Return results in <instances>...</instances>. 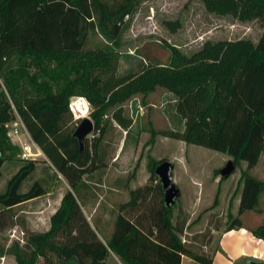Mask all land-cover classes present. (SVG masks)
Listing matches in <instances>:
<instances>
[{
	"label": "trees",
	"instance_id": "16d2710c",
	"mask_svg": "<svg viewBox=\"0 0 264 264\" xmlns=\"http://www.w3.org/2000/svg\"><path fill=\"white\" fill-rule=\"evenodd\" d=\"M143 1L146 0H0V175L5 160L20 150L7 136V124L18 113L33 141L71 187L50 215L47 230L25 228L21 238L8 242L3 234L17 224L13 208L48 193L38 180L28 190H21L38 163V159L22 157L21 166L0 192V257L13 255L16 264H105L112 249L125 264H158L160 260L180 264L183 254L200 264H212L210 253L197 251L182 240L187 219L172 220L176 201L171 206L165 204L164 189L156 174L158 164L167 159H156L151 154L148 167L154 185L130 191L131 205L138 204V200L144 202L151 189L158 194L159 206L153 207L147 217L143 216L149 220L148 226L140 219L130 220L121 214L109 240L103 241L98 236L81 209L78 190L84 183L83 175L92 171L95 164H104V150L98 148L99 139H95L96 154L80 147L70 151L54 131L58 117L70 111L74 96H82L90 103L94 131L104 135L109 109L119 108L136 95L144 98L158 87L164 88L174 97V107L185 121V131H158L150 127L149 143L160 133L186 139L185 132L192 130L215 102L216 94L205 92L209 85H214L229 102L208 133V144L230 155L236 167L247 161V168L241 173L239 213L257 208L264 182L253 176L250 168L264 153V30L257 42L242 38L206 42L190 55L168 48L166 61L140 54L141 60L135 67L113 73L128 21ZM201 1L211 13L231 15L240 21L259 18L264 25V0ZM93 33L102 42L88 47ZM13 57L18 59L17 68L9 65ZM49 59L56 63L50 72L45 67ZM33 66L36 69L32 70ZM59 79L62 85L56 89L53 84ZM25 82L37 99L29 101V96L22 93ZM138 164L139 161L133 177ZM220 171L221 168L215 169L214 175L222 180L227 178ZM217 204L218 196L209 208ZM227 218L228 228L243 225L239 215L234 216L231 211ZM250 229L264 239V222ZM137 243L144 248L152 247L158 262L134 256L131 248Z\"/></svg>",
	"mask_w": 264,
	"mask_h": 264
},
{
	"label": "rangeland",
	"instance_id": "374dc122",
	"mask_svg": "<svg viewBox=\"0 0 264 264\" xmlns=\"http://www.w3.org/2000/svg\"><path fill=\"white\" fill-rule=\"evenodd\" d=\"M128 23L122 38L123 44L115 56L113 73H122L135 67L141 60L140 54L146 56L147 53L150 57L157 56L160 61H166L169 54L168 48H177L190 55L206 42L240 38L253 42L258 41L264 30V25L259 18L252 21H240L231 15H217L209 12L201 0H146L140 4L136 14L129 19ZM101 42L102 38L93 33L89 38L88 47H95ZM9 65L12 68H17L19 66L17 57L11 58ZM55 65V61L50 59L45 63L48 72L52 71ZM31 69L36 68L33 66ZM61 85L62 81L59 79L53 84V87L57 89ZM209 86L205 92L210 95L216 94V100L198 120L197 125L192 130L185 132L186 139L160 133L155 135L149 143L147 142L151 137L150 127L158 129V131H185L180 117L175 116L173 112L174 97L164 88L158 87L148 94L146 99L139 94L124 102L119 108L109 109L107 114L109 122L106 124L104 135L93 131L86 137L83 146V149L94 150L96 154L98 151L96 152L97 147H95L94 141L99 139L100 146L98 148L103 149L105 153L104 164H95L92 169L93 177L99 175V169L110 165L125 171L122 177L126 179L139 161L137 173L131 181L136 188L139 187V183L145 180L147 183L151 182L148 167L149 154L156 159L170 160L174 164V177L178 174L182 177L181 182L178 183L183 188V195L179 196L174 204L173 221L179 217L181 221L187 219L191 213L187 202L189 200L187 187L189 183L193 182L192 178L197 176L204 182V196L202 200L199 198V202H201L193 220H188L186 223L193 227L192 231L201 229V232L188 234L185 232L188 227L186 225L181 237L182 240L185 237L184 241L192 245L193 249L208 254L217 247L220 230L228 226L227 214L231 209L227 202H223L220 207H214L215 209L208 215L207 221L197 223L199 218L203 219L201 216H205L206 212L211 209L209 207L218 194V184L212 182L215 169L224 167L229 160L222 159L223 153L212 149L208 144V133L210 134L222 110L227 105L226 95L219 90L216 91L214 85ZM22 93L29 96V101L37 99L26 82ZM78 98L82 99L81 101L85 105L87 104V115H81L80 112L73 109L72 101ZM9 102L16 110L15 103L11 98H9ZM92 109L90 103L83 97L76 96L71 100L70 111L58 117L54 131L70 151L75 152L80 147L77 137L74 136V131L84 117L93 120ZM9 124L8 127L11 129ZM7 136L9 141L13 145H17L20 150L18 154H13L11 158L6 159L3 164L0 175V192L6 189L8 180L22 164L20 139H12L11 136ZM21 140L30 143L28 135L21 134ZM181 159L190 161L188 169L182 164ZM95 163H97V155ZM56 171L45 153L39 156L35 171L24 181L21 190H28L38 180L45 185L48 193L13 208V219L17 224L5 230L3 237L7 238L8 242L11 239L21 238L22 230L25 228L43 231L50 225L49 218L58 207L59 197L70 188L65 177ZM232 179L228 178L227 181H224L221 190L224 185L228 188ZM174 182L178 185L175 180ZM212 227L219 231L211 233ZM14 229L16 230L15 235H13ZM0 264H16V260L13 255L7 254L0 257Z\"/></svg>",
	"mask_w": 264,
	"mask_h": 264
},
{
	"label": "crops",
	"instance_id": "0c3cea01",
	"mask_svg": "<svg viewBox=\"0 0 264 264\" xmlns=\"http://www.w3.org/2000/svg\"><path fill=\"white\" fill-rule=\"evenodd\" d=\"M257 42V41H255ZM201 89V88H200ZM202 90V89H201ZM76 97V96H74ZM72 97V99L74 98ZM82 97V96H80ZM148 96L144 97L146 99ZM84 98V97H83ZM71 99V100H72ZM85 99V98H84ZM86 100V99H85ZM87 101V100H86ZM229 102V99H226ZM88 102V101H87ZM89 103V102H88ZM174 115L178 116L175 110L173 109ZM181 119V118H180ZM183 126L185 127V121L181 119ZM29 138V137H28ZM30 143L31 139L29 138ZM22 140L20 139V142ZM24 142V141H22ZM28 142V141H26ZM29 143V142H28ZM221 152V151H219ZM223 153L224 157L222 159H231V156L227 153ZM182 160V159H181ZM182 164L188 169L190 161L182 160ZM247 161H241L240 166L236 167L235 171L232 172L227 178L221 179L220 176H215L213 179L214 184H218V204L215 208L220 207L223 202H227V205L231 207L230 211L234 216L239 215L242 220V226H236L233 228H228L226 226L219 232L218 237V245L217 247L210 252L212 257V264H264V239L257 237L251 231L250 227L261 224L264 220V190L262 191L259 203L257 208L244 210L239 213V206L241 201V193L243 188V183L241 180L242 169L247 168ZM174 170V169H173ZM95 171V170H94ZM99 175L94 176L93 171L86 172L83 175L84 183L78 190V201L80 203L81 209L88 221L92 225V227L97 232L98 236L103 240H109L114 230L117 227V223L119 222V216L122 214L130 220L140 219L142 222L148 226V219L146 215L150 213L151 209L155 206H159L158 194L154 192L153 189L146 193V199L144 202L138 200V204L131 205V194L130 191L133 189H137L132 183V179L135 176H131L132 173L124 179L122 177L125 171H122L120 168L116 166H108L102 169H99ZM250 173L264 182V153L259 157L258 162L250 168ZM173 172V181L175 180L177 183L181 182V175L174 177ZM233 176V177H232ZM108 177V181H107ZM228 178H233L231 183H229V187L226 188V185L221 186L224 181H227ZM193 182L188 185V195L189 200L188 205L190 207V215L187 218V221H192L195 212L200 205L199 198H203L205 192L204 182H202L197 176L192 178ZM132 184V185H131ZM176 184V183H175ZM187 186V183H185ZM146 185H154V183L145 180L142 183H139V187H143ZM177 185V184H176ZM181 190V196L183 195V188L177 185ZM138 187V188H139ZM185 187V186H184ZM71 189V187H70ZM225 193H224V192ZM224 193V194H223ZM64 193L58 199V206L62 199ZM224 197V199H223ZM176 201V200H175ZM215 208H211L205 214V216H201L197 223H201L202 221L208 220V215L214 211ZM57 209V208H56ZM55 209V210H56ZM146 210V212H145ZM145 216V217H143ZM50 219V218H49ZM121 222V221H120ZM188 225V224H186ZM185 225V228L187 227ZM50 225L45 229L47 230ZM121 226V225H120ZM184 228V230H185ZM190 224L187 227L188 234H193L197 232H201V229H196L197 231H192ZM153 229H155L153 227ZM218 232L216 228L212 227L211 233ZM186 233V234H187ZM18 239V238H17ZM185 237L183 238V241ZM151 246V245H149ZM207 252V250H205ZM131 253L134 256H141V258L148 260L150 263L153 261L158 262V257L156 253L152 251L151 248H144L141 244H136L131 248ZM155 255V256H154ZM105 264H125L120 256L115 253L112 249L109 250V253L105 259ZM158 264H175L173 260L165 262V260H160ZM180 264H200L195 261L188 255L183 254L181 257Z\"/></svg>",
	"mask_w": 264,
	"mask_h": 264
},
{
	"label": "water",
	"instance_id": "95a60500",
	"mask_svg": "<svg viewBox=\"0 0 264 264\" xmlns=\"http://www.w3.org/2000/svg\"><path fill=\"white\" fill-rule=\"evenodd\" d=\"M94 130L93 120L89 117H84L74 131V136L77 137L81 149H83L86 137L92 134ZM235 167L234 162L231 159L228 160L226 165L221 168L220 175L228 177L235 170ZM173 169L174 164L170 160H163L156 167V174L162 183L164 202L167 206L173 205L175 200L181 196V190L173 181Z\"/></svg>",
	"mask_w": 264,
	"mask_h": 264
},
{
	"label": "built area",
	"instance_id": "2783aa9c",
	"mask_svg": "<svg viewBox=\"0 0 264 264\" xmlns=\"http://www.w3.org/2000/svg\"><path fill=\"white\" fill-rule=\"evenodd\" d=\"M9 123L8 124L11 126V129H9L7 134L9 136H11L12 139H15V138L21 139V134L28 135V137L31 139V143L22 142V141L20 142L21 156L23 158L38 159L40 155L44 154V152L40 148V146L37 143H35L33 141V139L31 138L30 133H29L23 119L21 118V116L18 113H16V118ZM15 234H16V230L14 229L13 235H15Z\"/></svg>",
	"mask_w": 264,
	"mask_h": 264
},
{
	"label": "bare ground",
	"instance_id": "6f19581e",
	"mask_svg": "<svg viewBox=\"0 0 264 264\" xmlns=\"http://www.w3.org/2000/svg\"><path fill=\"white\" fill-rule=\"evenodd\" d=\"M82 100V99H81ZM79 98L72 101V107L74 110L80 112L81 115H87L86 107L84 102H82Z\"/></svg>",
	"mask_w": 264,
	"mask_h": 264
}]
</instances>
